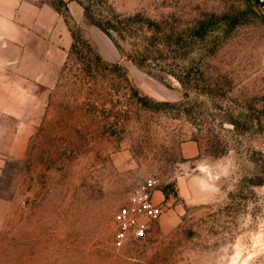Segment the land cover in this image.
<instances>
[{
  "label": "rangeland",
  "instance_id": "obj_1",
  "mask_svg": "<svg viewBox=\"0 0 264 264\" xmlns=\"http://www.w3.org/2000/svg\"><path fill=\"white\" fill-rule=\"evenodd\" d=\"M0 264H264L260 0H0Z\"/></svg>",
  "mask_w": 264,
  "mask_h": 264
},
{
  "label": "built area",
  "instance_id": "obj_2",
  "mask_svg": "<svg viewBox=\"0 0 264 264\" xmlns=\"http://www.w3.org/2000/svg\"><path fill=\"white\" fill-rule=\"evenodd\" d=\"M151 187L152 183L139 187L131 197L132 201L115 212L114 245L117 248L144 238L152 222L163 213L164 205L154 201Z\"/></svg>",
  "mask_w": 264,
  "mask_h": 264
},
{
  "label": "trees",
  "instance_id": "obj_3",
  "mask_svg": "<svg viewBox=\"0 0 264 264\" xmlns=\"http://www.w3.org/2000/svg\"><path fill=\"white\" fill-rule=\"evenodd\" d=\"M85 11H86V17L90 19V21L93 24H96L97 26H99L100 28H102L108 35H111V32L113 30H117L120 28L121 24H124L126 26V28H129L128 25L126 24V22H129V20L131 18H125L124 22L123 19H120L118 16L115 17V19L112 20H102V19H94L92 18V15L90 14L91 11V5H85ZM121 37L123 38L124 36L121 35ZM81 45L85 51H87L88 53H92V55L94 56V63H96L97 65H99L100 67H111V65L109 66L108 64H106L103 60V58L101 57V55L97 52L94 51V48L92 47V45L90 44V42L86 39H75L74 43L71 46V52L75 55H79L80 57H83L82 55L84 53H82V51L79 49L78 45ZM113 66H117V65H113ZM89 70V69H88ZM87 71V69H86ZM138 91V90H137ZM137 91L135 90V93H137Z\"/></svg>",
  "mask_w": 264,
  "mask_h": 264
},
{
  "label": "water",
  "instance_id": "obj_4",
  "mask_svg": "<svg viewBox=\"0 0 264 264\" xmlns=\"http://www.w3.org/2000/svg\"><path fill=\"white\" fill-rule=\"evenodd\" d=\"M260 2L264 5V0H260Z\"/></svg>",
  "mask_w": 264,
  "mask_h": 264
}]
</instances>
